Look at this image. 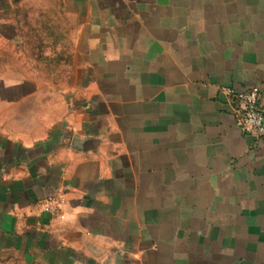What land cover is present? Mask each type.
<instances>
[{"label": "crops", "instance_id": "1", "mask_svg": "<svg viewBox=\"0 0 264 264\" xmlns=\"http://www.w3.org/2000/svg\"><path fill=\"white\" fill-rule=\"evenodd\" d=\"M58 1L74 74L0 61V261L264 264V141L221 93L264 108V0Z\"/></svg>", "mask_w": 264, "mask_h": 264}, {"label": "rangeland", "instance_id": "2", "mask_svg": "<svg viewBox=\"0 0 264 264\" xmlns=\"http://www.w3.org/2000/svg\"><path fill=\"white\" fill-rule=\"evenodd\" d=\"M14 15L13 41L3 53L10 76L28 79H69L80 62L79 37L72 24L71 36L58 0H10ZM70 65V68L68 67ZM73 76V75H72ZM0 264H21L17 259Z\"/></svg>", "mask_w": 264, "mask_h": 264}, {"label": "built area", "instance_id": "3", "mask_svg": "<svg viewBox=\"0 0 264 264\" xmlns=\"http://www.w3.org/2000/svg\"><path fill=\"white\" fill-rule=\"evenodd\" d=\"M221 93L239 129L256 141H264V108L261 103L262 88L237 90L223 87ZM49 211H56L55 203H49Z\"/></svg>", "mask_w": 264, "mask_h": 264}]
</instances>
